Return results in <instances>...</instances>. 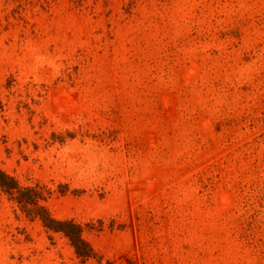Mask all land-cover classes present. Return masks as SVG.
I'll use <instances>...</instances> for the list:
<instances>
[{
    "label": "rangeland",
    "instance_id": "374dc122",
    "mask_svg": "<svg viewBox=\"0 0 264 264\" xmlns=\"http://www.w3.org/2000/svg\"><path fill=\"white\" fill-rule=\"evenodd\" d=\"M0 264H264V0H0Z\"/></svg>",
    "mask_w": 264,
    "mask_h": 264
},
{
    "label": "trees",
    "instance_id": "16d2710c",
    "mask_svg": "<svg viewBox=\"0 0 264 264\" xmlns=\"http://www.w3.org/2000/svg\"><path fill=\"white\" fill-rule=\"evenodd\" d=\"M0 192L11 197L27 217L39 219L47 230L61 233L67 238L77 257L89 259L95 256L90 245L82 238V227L73 221H57L51 218L48 211L39 206L43 198L37 190L20 188L16 180L0 170Z\"/></svg>",
    "mask_w": 264,
    "mask_h": 264
}]
</instances>
